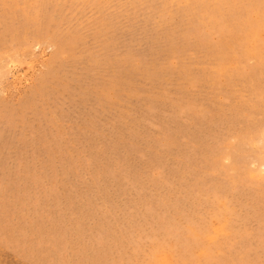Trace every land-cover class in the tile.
<instances>
[{
    "label": "rangeland",
    "instance_id": "1",
    "mask_svg": "<svg viewBox=\"0 0 264 264\" xmlns=\"http://www.w3.org/2000/svg\"><path fill=\"white\" fill-rule=\"evenodd\" d=\"M0 264H264V0H0Z\"/></svg>",
    "mask_w": 264,
    "mask_h": 264
}]
</instances>
